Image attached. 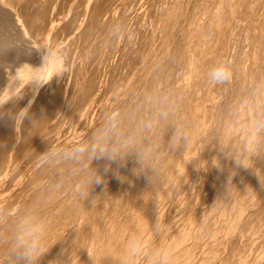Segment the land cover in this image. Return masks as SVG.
<instances>
[{"label":"bare ground","instance_id":"6f19581e","mask_svg":"<svg viewBox=\"0 0 264 264\" xmlns=\"http://www.w3.org/2000/svg\"><path fill=\"white\" fill-rule=\"evenodd\" d=\"M136 11L129 26L135 40L125 43L117 68L104 81L122 42L103 48L99 42L108 25L127 24ZM49 41L71 45L70 70L43 86L29 83L44 72L35 68L42 63L35 48ZM217 54L228 59L233 79L202 89L205 95L199 88L201 98L197 85L210 84L202 83L208 71L203 60L212 67ZM257 81L264 82V0H0V209L14 216L24 206L39 205L49 231L48 251L38 264H117L136 230L153 246L170 248L173 264H264V148H250L244 168L225 158L216 142L243 139L242 126L226 124L224 109L241 100L243 109ZM153 86L183 96L179 109L190 131L187 149L166 148L160 155L166 170L162 189L155 192L146 175L133 177L137 186L131 189L132 176L129 185L122 177L136 175L138 165L113 163L104 171L108 188L100 186L104 190L66 214L76 190L50 193L52 170L40 163L24 180L48 145L79 139L87 126L88 137L106 111L131 106L128 88ZM29 104V116L15 124L14 114ZM33 119L39 120L34 126ZM65 121L82 127L64 136ZM99 162L94 166L103 172L105 163ZM114 181L120 188H112ZM77 213L89 222L79 224ZM157 218L164 228L158 238L151 230ZM8 247L0 239V264H9Z\"/></svg>","mask_w":264,"mask_h":264},{"label":"clouds","instance_id":"9594fccd","mask_svg":"<svg viewBox=\"0 0 264 264\" xmlns=\"http://www.w3.org/2000/svg\"><path fill=\"white\" fill-rule=\"evenodd\" d=\"M134 40V31L124 21L118 20L107 26L99 46L111 47L117 42L131 45ZM35 49L42 56L41 65L35 68L44 69V72L34 75L29 83L43 86L69 72L73 51L70 44L49 41ZM232 79L233 71L227 59L218 60L206 72V80L214 86L227 84ZM126 91L131 106L124 108L117 105L106 111L101 123L86 139L63 146L48 145L40 153L42 168L54 173L48 182L50 193L71 187L85 202L89 200L93 186L105 183L104 176L93 162L106 161L104 171L107 172L113 163L126 164L130 156L138 165L134 169L136 174H145L155 192L162 189L166 170L160 154L165 147L173 152L180 146L187 149L189 124L179 116V103L174 92L154 86L143 89L130 87ZM242 103L243 100L229 103L224 109V116L227 125L242 126L243 139L236 137L216 142L225 158L234 161L237 167L248 168L245 163L248 150L254 147L259 152L264 148V82L254 83L243 109L240 108ZM30 106L14 114L15 124L19 119L21 125L29 116ZM2 107L3 104H0ZM37 121L33 119V126ZM169 131L171 135L166 142L165 136ZM214 159L218 161L214 166L221 167L219 160ZM90 202L92 208L95 207L96 197ZM0 229H4L0 232V239L9 245V264H38L48 251L45 248L49 221L41 215L38 204L24 206L14 216H10L6 208L0 209ZM151 230L154 237L162 234L164 228L159 218L151 225ZM140 258L145 264H173L174 255L170 248L146 242L144 233L136 230L127 239L116 260L117 264H136Z\"/></svg>","mask_w":264,"mask_h":264},{"label":"rangeland","instance_id":"374dc122","mask_svg":"<svg viewBox=\"0 0 264 264\" xmlns=\"http://www.w3.org/2000/svg\"><path fill=\"white\" fill-rule=\"evenodd\" d=\"M137 12H139V11H136L132 16L129 17V20L127 21V25H128V26H131V25H132V22H134L133 20H135L136 15H138ZM124 46H125V43L122 42V43L120 44L119 48L117 49V51L113 54L114 57H115L116 55H118V56H116L115 58L112 56V57L110 58V60H109V62H108V67H107V70H106V73H105L104 81L107 80V78H108V76H107L108 73H109V75H110V74H113V72L115 71V70H113V68H114V69L117 68V66H116V65H117V60H118V58L120 57V55H121L120 53H121V51L123 50ZM121 48H122V49H121ZM213 48H214V47H213ZM213 48L211 47L212 51H213ZM214 49H215V48H214ZM119 51H120V52H119ZM212 51L210 50V52H212ZM118 52H119V53H118ZM117 53H118V54H117ZM115 54H116V55H115ZM219 54H220V53H219ZM219 56H220V57H219ZM222 56H223V57H222ZM224 57H225L224 54H221V55H218V54H217V60H214V59H213L214 62L211 61L210 63H211V64H212V63L214 64V63H216L215 61H218V58L221 59V58H224ZM116 59H117V60H116ZM215 59H216V58H215ZM225 59H227V58H225ZM115 60H116V61H115ZM227 60H228V59H227ZM203 61H205V62L202 63ZM203 61H202L201 63L204 64V65H206V69L209 70V69L211 68V67H210L211 65H209V62L207 61L206 58H205V60H203ZM206 61H207L208 63H206ZM209 61H210V60H209ZM110 62H111L112 64H111ZM113 62H114V63H113ZM114 64H116V65H114ZM207 64H208L209 66H207ZM213 64H212V65H213ZM110 66H111L112 68H111ZM113 66H114V67H113ZM115 66H116V67H115ZM207 67H208V68H207ZM110 68H111V69H110ZM206 72H207V71H206ZM206 72H205V73H206ZM203 81H205V82H203ZM207 82H208V81H207ZM207 82H206V75H205L204 80L202 79V83H207ZM199 83H200V86H201V81H200ZM199 83H198V84H199ZM202 85H203V86H201V87H200L199 85H197V90L200 88V89H201L200 91H202V93L205 92L204 95L206 94V91H205V90H202V89H206L207 92H209V91H212L213 88H214V87H213L214 85L210 86L211 84H208V83H207V85H205V84H202ZM205 86H207V88H206ZM208 87H209V89H208ZM211 87H212V90L210 89ZM198 91H199V90H198ZM200 91H199V93H200L199 96L202 98L204 95H203ZM201 94H202V96H201ZM181 98L183 99V96H182ZM181 98H178V97H177L178 102L181 101ZM179 99H180V100H179ZM181 102H182V101H181ZM181 102L179 103L180 106H182ZM97 104H98V102H96L95 105H97ZM183 104H184V103H183ZM198 104L201 105V101L198 102L196 105H198ZM180 106H179V108H180ZM190 107H191V106H190ZM184 110H185V109H184ZM188 110H189V109H188ZM188 110H187V112H189ZM190 111H191V109H190ZM179 112H180L179 115L181 116L180 118H183L182 113H181V110H180ZM188 114H189V113H188ZM92 115H93V111H92V112L90 113V115H89V119H88L89 124H90V122H91ZM81 127H82V123L79 125V124H76V122L72 123L71 121H65V122L62 124V129H60V130H61V133H62L64 136H68V135H70V134L75 133L76 131H79V130L81 129ZM88 129H89V126L86 127V129H85L86 132L83 131V133H82V137H81V138H79V139H72L73 141L69 140L68 144L75 143V142H79V141H81V140L86 139V137H87V134H86V133H88ZM170 132H171V131L168 132L169 134H166L167 136H165V139H166V137H169ZM85 136H86V137H85ZM167 140H168V138H167ZM167 140H165V141L167 142ZM166 148H167V147H165L164 150H165ZM167 149H168V148H167ZM167 149H166V150H167ZM160 155H161V154H160ZM131 157H132V156H131ZM131 157L128 158V160H127V161H128V162H127V165H128V164H131V162H135V158L132 157V158H133V159H132ZM99 161H100L99 163H101V162H103L104 160H102V161L99 160ZM129 161H130V163H129ZM104 163L106 164L107 162L104 161ZM95 164L98 165V161H96ZM39 165H40V162H39V161L36 162L34 165H32V167L29 168V169L26 171V173L24 174V175H25L24 180L27 178L26 176H28L31 172H33L32 169H34V168L37 169V167H38ZM36 166H37V167H36ZM110 167H111V166H110ZM35 169H34V171H35ZM99 171H100V170H99ZM101 171H102V170H101ZM101 171H100V172H101ZM29 172H30V173H29ZM101 174L104 176L105 179H106V178H108V179L110 178V177H108L109 175L107 176V174L104 172V169H103V172H101ZM105 174H106V177H105ZM127 175H128V176H127ZM137 175H138V174H136V175H132V171H131L130 175H129V174L124 175V176L122 177V180H123L124 178L127 179V180H124V181H123V182H125V183H127V184H128V182L130 181L129 184H131V185H129V184H128V185H129V186L131 187V189H132L133 187L135 188V187L137 186V185L135 184V182H134V181H136L135 179H138V178H140V175H141V177H142V176H144L145 174L142 173V174H139L138 176H137ZM126 176H127V177H126ZM131 176H132V177H131ZM128 177H131V179L129 178V179H130V180H129ZM133 177H134L135 179H134ZM116 178H117V177H116ZM118 178H120V176H118ZM118 178H117V180H118V181H121V179H118ZM105 179H104V180H105ZM128 180H129V181H128ZM126 181H128V182H126ZM115 182H116V181L111 182L110 184H113V183L116 184ZM131 182H132V183H131ZM105 183H106V184H105ZM105 183H104V184H100V185H96L97 187L94 186L93 189H92V191H91V193H94V191H97V192H98V191H100V190H104V189L102 188V187H104L103 185H106L107 188H108L109 185H107V183H108V180H107V179L105 180ZM114 184H113L112 188H114V187H115V188H120V187H118L117 185H114ZM118 184H119V183H118ZM132 184H133V185H132ZM119 185L121 186V184H119ZM100 186H102V187H100ZM126 186H127V185H125V186H121V187H123V189H124V187L126 188ZM95 187H96V188H95ZM134 188H133V189H134ZM65 189H66V188H65ZM65 189H63V193H62V190H61V194H60V195H65V194L67 193V191H66V192L64 191ZM72 189H73V188H72ZM59 193H60V191H59ZM111 196H114V193L111 194ZM77 198H78V196L74 195V198L71 199V200H73V201H72V202L69 201V202H71V205H70V203H68V204L66 205L65 210H64L65 213L68 212V213H66V214H71V213L73 212V210L76 209V204H78V203L81 201L80 198L78 199L79 201L77 200ZM77 201H78V202H77ZM120 203H121L122 205H124L123 201H121ZM68 207H69V209H68ZM72 207H73V208H72ZM120 207H122V206H120ZM70 208H71L72 210H71ZM77 214H78V213H77ZM80 216H81V215L78 214L76 218H78V217L80 218ZM82 216L84 217V215H82ZM83 217L80 218V219H79V218L77 219V221L79 222V224H81V222H89V219L86 220V218H85L86 216H85L84 218H83ZM81 219H83V220H81ZM84 219H85L86 221H85ZM127 224H128V225H126V226L131 225L130 223H127ZM82 225L87 226L88 223H85V224L82 223ZM94 240H95V238H94ZM78 256H79V257H78ZM78 258H79V259H78ZM80 258H82V256L77 255V259H76V260H77V261H76L77 263H78V260H79V261L81 260Z\"/></svg>","mask_w":264,"mask_h":264}]
</instances>
